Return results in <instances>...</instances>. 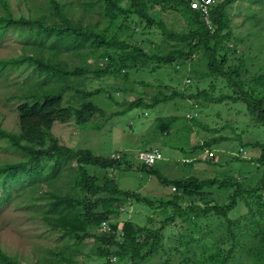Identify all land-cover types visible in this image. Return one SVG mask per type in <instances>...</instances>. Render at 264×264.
<instances>
[{"label":"trees","instance_id":"trees-1","mask_svg":"<svg viewBox=\"0 0 264 264\" xmlns=\"http://www.w3.org/2000/svg\"><path fill=\"white\" fill-rule=\"evenodd\" d=\"M189 2L190 0H126L124 5L122 0H88L84 3V8L91 10L96 7L108 20L107 25H102L101 21L85 23L82 19L70 18L67 10L56 0H49V15L36 16L14 14L9 1L0 0V41L6 35L16 33L22 44L19 54L0 58V77H7L12 69L19 68L22 72L23 69L30 68L32 76L37 79V84L29 85L20 98H16L19 101L15 99L18 96L14 93L7 97L9 102H18L16 130H9L0 122V149H6L10 145L19 156L0 162V210L14 199L13 194H17V197L26 201L27 208L34 209L32 215L37 216L46 228L58 231V237L62 241L59 249L46 248V253L36 257L41 259L35 260L33 264H85L83 261L88 259L78 256L83 254L80 246L85 238L95 240L91 253L100 260L95 264H151L150 260L157 251L156 241H150V235L154 234L156 237L157 230L152 232L151 228L126 220L121 227L122 234L117 235L118 222L116 219L112 221L110 216L120 213L114 207L122 204L127 197L147 200L133 192L120 191L114 179L105 182L103 186L97 185L82 167V164L92 163L106 169L108 173L121 161L98 156L88 148L61 146L50 133L52 125L57 121L65 123L72 118L78 124L87 123L95 114L103 112L101 107L89 99L79 106L66 104L64 100L66 91H78L72 88L71 79L93 72V69L86 66L87 59L96 57L102 60L106 58L103 64L95 65L98 76L110 75L126 79L129 70L139 71V66L144 68L150 63L153 64L151 72L161 73L159 70L163 66H170L173 73H178L180 67H187L192 61L194 65L202 63L204 69H189L188 74L191 76H209L221 80V89L216 94L210 93L216 87L214 81H210L204 89L196 86V91L207 102L230 104L228 114L231 117H242L244 120L250 118L256 124L249 123L248 130L236 137L235 149L239 152L240 148L249 146L260 150L256 158L250 159L257 163L255 165L262 167L261 174H254L256 182L246 183L252 181L250 177H245V174L251 176V170H238V177L228 176L222 179H199L194 176L168 178L153 166L149 167V171L160 184L172 186L175 188L174 192L181 191L186 196H193L204 187L230 189L226 202L207 200L204 204H199L191 200L185 208L190 214L183 220L191 222L196 229L191 228L178 237L176 249L183 258L182 264H192L195 258H205L208 264H264V73H260L259 68L256 69L259 54L245 58L253 45H244L251 36L240 32L247 21L260 22V34L264 35V0H213L210 7L212 26L203 20L199 11L191 8ZM256 2L259 4L256 5ZM150 4H157L163 9H182L187 17L185 28L182 31L168 29L151 14ZM233 7L238 8V12L243 15L234 29L231 25ZM131 17L144 21L149 27L156 26L160 29L164 36L162 43L165 41L169 44L167 38L173 41L169 44V49L164 54L148 55L143 50V42L132 44L127 39L115 38L116 30L110 32L108 27L116 23L118 29H123ZM138 23L135 22L133 27L127 25L126 28L129 27L134 32ZM66 53L76 56L83 54L84 61L70 67L67 62L69 58L63 57ZM247 60L252 63L249 65ZM261 69H264V65ZM224 88L228 91H223ZM101 90L90 91L88 95L100 93ZM116 92L122 94L124 91L120 87L108 91L107 95L115 100ZM194 94L195 92L188 95L192 97ZM175 98L183 101L187 99V94L175 90L167 94L158 90L149 102L137 98L128 104V109L139 106L148 109ZM240 104L244 106V114L241 116L238 114ZM196 109L192 105L190 118L179 115L158 118L159 132L166 136L173 134L181 147L188 145L194 127L202 125L196 119ZM181 121L184 123L179 125ZM256 127L261 132L255 133V138L251 141H242V136L248 137ZM233 129L234 126H231L230 130ZM262 135L263 138H259ZM226 139L218 136L204 140L197 143L193 150H212L217 143ZM72 158L77 159L72 184L74 192H59L56 183H61L55 182L50 184L55 189L43 196V204L37 205L39 198L37 200L35 196H40V184L56 179L66 166L63 163ZM74 188L79 189V192ZM171 198L165 202L173 207L174 214H182L185 210L181 207L182 198L177 193ZM237 199L244 202L247 211L241 218L232 220L228 214L235 207ZM173 218V215H169L163 224ZM201 219L205 223L200 222ZM102 221H108L114 232L102 230ZM171 223L176 224L175 221ZM214 224H225V234L209 248L204 230ZM92 228H96L97 232H93ZM211 231L212 229L209 230ZM193 233H197V236ZM111 243L113 244L110 245ZM0 264H21V259L7 252L1 241ZM164 264L170 263L165 260Z\"/></svg>","mask_w":264,"mask_h":264},{"label":"rangeland","instance_id":"rangeland-1","mask_svg":"<svg viewBox=\"0 0 264 264\" xmlns=\"http://www.w3.org/2000/svg\"><path fill=\"white\" fill-rule=\"evenodd\" d=\"M8 1L14 14H23L25 16L50 14L49 0ZM56 1L67 10L69 17L74 20L82 19L85 23L101 21L102 25L108 24V20L102 16V13L96 7L91 10L84 8V3L88 0ZM125 3L126 0H122V4L125 5ZM212 3L213 0H190L189 2L191 8L199 11L201 17L209 26L213 25L210 15ZM242 3L248 4L245 1H242ZM258 4L256 2V5ZM150 6L151 14H154L168 29L182 31L185 28L187 17L182 9H163L157 4H150ZM238 11L239 9L234 7L231 10V25L233 29L243 19V15ZM130 19H128L127 24L130 27L135 26V22H139L134 32L129 27L126 28L127 25L123 29H118L116 23L108 27L110 32L116 30L115 38L119 40L127 39L128 43L132 44L143 42V50L148 55L154 53L164 54L169 49V44L173 43L168 38L169 44L165 41L162 43L164 36H162L161 30L156 26L149 27L144 21L140 22L135 17ZM119 22L120 20L117 23ZM101 26L100 28H102ZM260 26V22L250 23L247 21L240 32L251 36L244 45L250 43L253 45L247 51L245 58H251L255 54H259L256 60L258 61L256 69L259 68V72L264 73V69H261L262 65H264V35L260 34L262 32L259 29ZM21 45L16 33L6 35L0 41V58H8L19 54ZM87 50L91 51V49ZM63 57L69 58L67 62H69L70 67H73L83 62L85 55L76 56L66 53ZM195 59L196 57L193 58V60ZM105 61L106 58L102 60L99 57L87 59L86 66L93 69V72L83 74L79 78L73 77L71 79L72 88L78 89V91L69 90L64 94L66 104L79 106L83 101H88L87 99H89L95 105L101 107L103 112L95 114L91 121L87 123L78 124L72 118L65 123L57 121L52 125L50 133L61 146L65 145L72 149L88 148L98 156L120 160L121 163L108 173L106 169L99 165L92 163L82 164L83 169L87 172L86 175L92 177L91 181L96 182L97 185L103 186L105 182L107 183L114 179L120 191L133 192L147 200L143 201L127 197L122 204L114 207V210H119L120 212L116 215L110 214L112 221L116 219L118 222L116 224L118 226L116 234H122L123 230L121 227L126 220H133L143 227L151 228L152 232L157 230L156 237L154 234L150 235V241H156L157 247L155 256L150 260V263L164 264L165 260H167L170 264H182L181 260L183 258L176 249L179 242L178 237L191 228L193 230L196 229L191 222L183 220L190 214L185 208L191 200H195L199 204H204V201L207 200L226 202L230 189L225 190L219 186L204 187L195 195L186 196L181 191L174 192L175 188L172 186L160 184L149 171V167L153 166L154 169L168 178L194 176L199 179L238 177V170L241 172L251 170V176L245 174V177H250L253 182L250 180L246 181V183L254 184L257 178L254 179V174H261L262 167L255 165L257 163L251 162L250 159L256 158L260 150L249 146L240 148L239 152L235 149L236 137L248 130L249 123L255 126L256 124L250 118L244 120L242 117H231L228 114L230 104L225 102H207L199 95V92L196 91V86L204 89L210 81L216 83L214 91L210 93L216 94L221 89L220 79L215 80L209 76L198 77L188 74V70L192 68H196L199 71L203 70L204 66L202 63L198 62L194 65L191 61L189 66L180 67L178 73H173V69L170 66H163L159 70L161 73H157V71L151 72L153 64L150 63L144 68L139 66V71L129 70L127 78L123 79L110 75L98 76L95 65L97 63L103 64ZM247 63L250 65L252 62L247 60ZM23 70L21 72L19 68L12 69L7 77L5 75L0 77V122L9 130H16V105L17 101H19L16 98H20L23 92L29 88V85L37 84V79L32 76L30 68ZM147 83L149 85H146ZM120 87L124 92L122 94L116 92L115 100H111L107 92ZM96 89H102V92L88 95V92ZM158 90L167 94L173 90L183 92L187 94V99L183 100L185 101L183 102L180 98H175L148 109L142 106L128 109V104L134 99L142 98L143 101L149 102L150 98ZM223 91H228V89L224 88ZM194 92L195 94L189 97L190 93ZM10 93L18 96L15 97L17 101L9 102L7 97ZM192 105L196 106V112L198 113L196 119L202 125L194 127L193 132L189 136L190 143L181 147L173 134L166 136L164 133L159 132L157 119H165L172 115L189 117ZM243 108L242 104L238 106V114L240 116L244 114ZM119 111L122 112L119 113ZM183 123L184 121H181L178 124L181 125ZM178 124L177 127H179ZM231 126H234L233 131L230 130ZM262 131L264 135V130L262 129ZM250 132L248 137L242 136V141H251V139L255 138V133H260L261 130L256 127L255 131L251 130ZM263 135L259 138H263ZM218 136L226 137L227 139L217 143L215 149H212L215 155L209 157V152L205 153V150L202 152L193 150L197 143L218 138ZM7 146L6 149H0V162L19 156L18 152L14 151L10 145ZM156 150L163 158L151 164L145 162L143 157L158 153ZM60 160L62 161V159ZM76 163V158L67 160V162L63 163L66 166L56 179L52 182L46 180L40 184L42 188V191H39L40 196H35L37 200L39 198L37 205L43 204V196L55 189L54 185H50L55 182L61 183V185L56 183V188L59 192H74L72 184L75 178ZM142 164L145 166L142 167ZM74 189L79 192V189ZM175 193L182 198L181 207L185 209L182 214H174L173 207L165 202L166 200H171L172 195H175ZM13 197L14 199L0 210V241L7 252L21 259V264H33L35 260L41 259L36 257L43 256L46 253V248L59 249L62 241L58 237V231L49 230L37 216L32 215V210L34 209L27 208L26 201L17 197V194H13ZM246 211L244 202L241 199H237L235 207L229 212L228 216L232 220H237ZM169 215H173L174 218L163 224ZM173 221L176 224H172L171 222ZM199 221L205 223L203 219ZM100 226L102 230L108 233L114 232L108 221H102ZM210 229H212L211 232H209ZM93 232H97V229H93ZM224 234L225 224H214L211 228L205 229L204 235L207 237L208 247L210 248L211 245L213 246V242L219 241L220 238L222 239ZM193 235L197 236V233H193ZM94 242L93 238H85L80 246L83 254L80 253L78 256L88 259L83 261L85 264H95L100 261L91 253V247ZM202 257H205V255ZM44 263H46V260ZM140 264H143V262ZM192 264H208V262L205 258H195Z\"/></svg>","mask_w":264,"mask_h":264},{"label":"built area","instance_id":"built-area-1","mask_svg":"<svg viewBox=\"0 0 264 264\" xmlns=\"http://www.w3.org/2000/svg\"><path fill=\"white\" fill-rule=\"evenodd\" d=\"M157 151V150H156ZM158 152V151H157ZM209 153V157L213 156L214 153L213 151H208ZM162 156L161 154L158 152V153H154V154H149L147 157H143L144 161L151 164L159 159H161Z\"/></svg>","mask_w":264,"mask_h":264},{"label":"clouds","instance_id":"clouds-1","mask_svg":"<svg viewBox=\"0 0 264 264\" xmlns=\"http://www.w3.org/2000/svg\"><path fill=\"white\" fill-rule=\"evenodd\" d=\"M208 151H212V150H205V153H207ZM213 153H214V151H213ZM214 155H215V153H214Z\"/></svg>","mask_w":264,"mask_h":264}]
</instances>
